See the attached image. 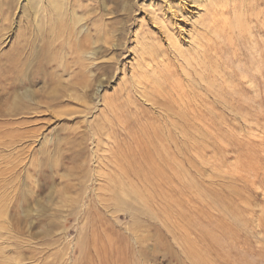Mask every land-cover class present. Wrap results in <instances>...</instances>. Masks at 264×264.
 <instances>
[{"label":"rangeland","instance_id":"rangeland-1","mask_svg":"<svg viewBox=\"0 0 264 264\" xmlns=\"http://www.w3.org/2000/svg\"><path fill=\"white\" fill-rule=\"evenodd\" d=\"M73 1L0 0V91L12 80L9 93L33 109H1L13 116H0V264H264V17L241 18L258 7L243 0L234 12L222 0L218 32H203L208 17L183 27L214 46L206 70L197 68L202 79L183 67L196 44L170 21L167 8L180 1L80 0L82 9ZM73 9L84 28L77 47L102 58L87 88L64 71L79 69ZM172 38L178 47L168 53ZM149 47L170 66L153 61L147 85L171 83V138L165 114L134 87ZM183 91L195 98L184 109ZM152 130L165 136L163 163L141 158Z\"/></svg>","mask_w":264,"mask_h":264},{"label":"bare ground","instance_id":"bare-ground-1","mask_svg":"<svg viewBox=\"0 0 264 264\" xmlns=\"http://www.w3.org/2000/svg\"><path fill=\"white\" fill-rule=\"evenodd\" d=\"M27 1V0H26ZM37 1V4H40L41 3V0H36ZM178 1H180V2H178L177 3V8L176 9H173V8H171V6H168V10L170 11V21H171V23L172 24H175V28H176V30H178V31H181L182 30V32H185V29H183V27L184 26H190V21H192V18L193 17H195L196 18V20H197V22H198V24L199 23H201L200 21L201 20H204L205 18H207L208 17V19H207V21H206V24L205 25H203L202 27L204 28V33L206 34L207 32H208V30L209 29H211L213 32H218L217 31V28L218 27H220L219 25H217V24H219V23H217L218 22V20H220V19H217V15L218 14H220V13H223L224 12V10H227V9H225L224 8V6H226L225 4H222L221 3V1L222 0H208V2H207V0H184V2L182 3L181 1H183V0H178ZM237 0H224V3H228V4H231V6H232V10L234 11V12H236L238 9H244L245 8V3L243 4V0H242V2H241V5H240V7L239 6H237V5H235L234 4V2H236ZM223 2V1H222ZM245 2H247L246 3V5H248L247 6V9H248V11H250V12H252L253 10L254 11H256V7H258V11L256 12V13H254V14H246V12L244 13V16H242L241 15V18H242V22H244V20H252L254 17H256L257 15H258V17L259 18H261V16H260V14H262V17H264V0H246ZM7 3V2H6ZM34 3H35V1H34ZM187 3H192V4H190V9H189V11H187L183 6H185V4H187ZM221 3V4H220ZM74 7L73 8H78V9H82V4H81V2H80V0H74L73 1V3H71ZM228 4H227V6H228ZM260 4H261V6H260ZM8 5V4H7ZM239 5V4H238ZM260 7V8H259ZM11 8V7H10ZM86 8V7H85ZM228 8V7H227ZM230 8V7H229ZM202 9H204V11L205 12H203V14H200V11L202 10ZM74 10V12H73V16L75 17V23H74V26H73V30H71V34L73 35L72 37H71V39H70V46L71 47H73V44H75V49H74V51L72 52V53H77V52H79V48L77 47V44H78V42H80V34L84 31L83 29V27H81V23H80V21H81V17H79V16H77L76 15V9H73ZM197 10V11H196ZM241 12V11H240ZM227 14H228V12H227ZM239 14V13H238ZM0 15H2V14H0ZM233 16H234V14H233ZM4 17V16H3ZM5 18V17H4ZM239 19L240 18H238V16L237 15H235V17H233V19H231V21L232 20H234V22L235 23H238L239 22ZM261 20V19H260ZM231 21H230V23H231ZM221 22V21H220ZM223 22V21H222ZM221 22V23H222ZM225 22V21H224ZM225 23H227V22H225ZM228 24H229V22H228ZM226 25L227 27L229 26V25ZM239 24H240V22H239ZM238 24V25H239ZM50 25V24H49ZM237 25V26H238ZM243 25V24H242ZM221 26H222V24H221ZM233 26V25H232ZM244 26V25H243ZM225 27V26H224ZM224 27L222 26L221 27V30H222V28H223V30H224ZM230 27V26H229ZM239 27H241L240 25H239ZM239 27H237V28H239ZM247 26H245V29H247L246 28ZM255 27V26H254ZM167 28H168V25H167ZM234 28H236V27H233V30H234ZM237 28H236V31H239V30H237ZM230 29V28H229ZM211 30H209L210 32H212ZM222 30V31H223ZM228 30V29H227ZM226 30V31H227ZM241 30V29H240ZM243 30V29H242ZM248 30H250V26H249V29ZM260 30V29H259ZM225 31V30H224ZM246 31V30H245ZM98 32V31H97ZM220 32V31H219ZM228 32H232L231 31V29H230V31L228 30ZM227 32V33H228ZM234 32V31H233ZM239 32H241V31H239ZM242 32H244V30L242 31ZM250 32V31H249ZM186 33V37H188L189 39L188 40H190L188 43L189 44H191V42L193 41L195 44H196V47H195V49H194V53H193V55L191 56V57H187V56H185V55H183V56H185L184 57V60H183V63L185 64V66H183V67H189V69H193L194 71H196V73L198 74V76H200L201 78H202V76H203V74H202V72H203V69L204 68H202L201 66L202 65H205V63L206 62H208L209 60H206V58L208 57L207 55H208V53H207V50H208V47L209 46H213V45H210L209 43H206V45H205V43H204V41H203V43H202V36H203V34L204 33H202L201 35V37L198 39V37L196 38V36L194 35V33L192 32V30H191V28L190 29H188L187 30V32H185ZM248 33V32H247ZM251 33V32H250ZM253 33V32H252ZM251 33V34H252ZM208 34V33H207ZM218 34V33H217ZM221 34V33H220ZM223 34V33H222ZM235 34V33H234ZM212 35V34H211ZM231 35V34H230ZM238 35V34H237ZM241 35H242V33H241ZM107 36V35H106ZM227 36V35H226ZM234 36V35H233ZM60 37V36H59ZM205 37H208V35L206 36L205 35ZM205 37L203 36V39H205ZM214 37H215V35H214ZM235 37H237V36H235ZM217 38V37H216ZM229 38H230V36H229ZM209 39H211L210 37H209ZM225 39H227V38H225ZM241 39V38H240ZM26 40V39H25ZM207 40H208V38H207ZM230 40V39H229ZM74 41V42H73ZM206 41V40H205ZM209 41V40H208ZM154 44H155V42H153ZM165 43H166V46H164L165 47V49H167L168 50V53H169V51L171 52V48H175V47H178V46H176V45H178V43H177V41H176V39L175 38H172V41L171 42H167V41H165ZM238 43V42H237ZM209 44V45H208ZM229 45V44H228ZM250 45V44H249ZM175 46V47H174ZM214 47V46H213ZM212 47V48H213ZM231 47V46H230ZM159 48H161V46L159 47ZM210 48V50H211V47H209ZM96 49V48H95ZM153 48L152 47H149V48H147V49H145L146 50V53H147V55H146V57L144 58L143 57V64L142 65H140V70H139V72L136 74V76H133V78L135 79V83H136V86H134V87H137L138 88V91H137V93L140 95L141 94V97L143 98L142 100L144 101V102H146V103H149V105H154L160 112L162 111L164 114H165V116H166V126H165V129H166V131H165V133H164V135H169L170 136V138H171V134H170V130H171V128H168V127H171V108L172 109H174V108H176V107H171V83H170V81H168V79L166 78L165 79V81L166 82H168L166 85H164V87H163V91H154L155 90V87L156 86H158V85H153L152 86V88H151V84L150 85H147V82H149L150 80H149V78H150V74H154V72H155V67L154 66H152V62L154 61V62H156V65H159V63H162L163 64V62L165 63V61L163 60V56H164V51L162 50L161 51V49H158V54L159 55H157V52H156V55L154 54V52H147V51H150V50H152ZM164 49V48H163ZM177 50H175V51H177L178 52V56L179 55H182V52H181V50L180 49H178V48H176ZM214 49H216V48H214ZM218 49V48H217ZM174 50V49H173ZM251 50V49H250ZM94 51V50H93ZM153 51V50H152ZM217 51V50H216ZM95 52V51H94ZM94 52H92V50L91 51H86V50H80V53H81V55L80 56H78V59L76 60V61H74V62H72V63H74L76 66H78V68H76V69H78V70H74V69H72V68H68V69H66V68H64V71H65V74L68 76V81H72V80H74V79H78L79 78V76L81 77H83V78H85V79H83L82 77V79H83V81L85 82V84H84V86L81 84V86H83V87H86V85L88 86V82L89 83H91V81H89L92 77L90 76L89 77V75H91L93 72H94V70L92 71L91 70V68L92 67H97V66H99V64L98 63H102V62H100V60L102 59V58H100L99 59V62H97V59H98V57L96 58V56H94ZM145 52V51H144ZM209 52V51H208ZM212 52L214 53V51L212 50ZM232 52V51H231ZM145 54V53H144ZM160 54H161V57H162V60H161V57H160ZM206 54V55H205ZM210 54V53H209ZM212 54V53H211ZM257 54V53H256ZM166 55V54H165ZM217 55V54H216ZM154 56L155 57H159V60H160V62L158 61V59L157 58H154ZM171 56V55H170ZM169 56V57H170ZM176 56V55H175ZM211 56V55H210ZM172 57V56H171ZM170 57V58H171ZM228 57V56H227ZM208 58H210V57H208ZM207 58V59H208ZM218 58V57H217ZM221 58V57H220ZM225 58V57H224ZM75 59V58H74ZM133 59H135V58H133ZM167 59V58H166ZM214 59V58H213ZM226 59V58H225ZM169 60V59H168ZM167 60V61H168ZM171 60V59H170ZM169 60V61H170ZM175 61H177V60H175ZM49 62V61H48ZM175 63V62H174ZM173 63V64H174ZM179 62H177V64H178ZM73 64V65H74ZM169 64H172V62L171 63H169ZM181 64V63H180ZM62 65H63V63H62ZM74 65V66H75ZM176 65V64H175ZM255 65V64H254ZM66 66V65H65ZM72 66V65H71ZM163 66L164 67H166V68H169L170 66L169 65H167L166 66V64H163ZM16 67V66H15ZM37 67V66H36ZM64 67V66H63ZM176 67V66H175ZM214 67V66H213ZM34 68V67H33ZM101 67L99 66L98 67V69H100ZM197 68H199V69H201L202 70V72L200 73V72H198V70H197ZM39 69V68H38ZM159 69V68H158ZM218 70H219V68H217ZM178 70H180V69H178ZM177 70V71H178ZM204 70H206V68L204 69ZM38 70H36V72H37ZM92 71V72H91ZM101 71V70H100ZM200 71V70H199ZM208 71V70H207ZM210 71V70H209ZM4 72V71H3ZM39 72V71H38ZM179 72V71H178ZM211 72H213V71H211ZM254 72V71H253ZM74 73V74H73ZM195 73V72H194ZM35 74V73H34ZM36 74H38V73H36ZM175 74V73H174ZM186 74V73H185ZM247 75V74H246ZM254 75V74H253ZM1 76H3L4 78H6V76H8L7 74H3V73H1ZM34 76V75H33ZM244 76V75H243ZM170 77L171 76H169V80H170ZM21 78V77H20ZM80 78V79H81ZM101 78V77H100ZM8 81L5 83V85H3V86H6V88H3V87H1L2 89H1V91H0V100H2L3 102H2V104H1V106H0V116L1 115H6L7 113H5V112H3L1 109H4L5 111H6V108H8V107H12L11 109H10V111H11V113L14 115V116H16V115H19L20 113H23V112H26V111H28V113H29V111H31V110H33L32 109V107L30 108L31 110H28V105L26 104V105H21V103H23L22 101H20V100H22V99H20V97H16V96H14V95H16L17 94V92H15V91H11L10 93H9V91L10 90H8V89H10L11 87H14L13 85V83H12V80H9L8 78H6ZM102 79V78H101ZM100 79V80H101ZM203 79V78H202ZM224 79V78H223ZM31 80H32V78H31ZM92 80V79H91ZM198 80H200L199 78H198ZM243 80V79H242ZM60 81V80H59ZM58 81V82H59ZM82 81V82H83ZM153 81H156V79L153 77ZM221 81V80H220ZM15 82V81H14ZM19 82V81H18ZM78 82H80V81H78ZM78 82H76L75 81V85H77L78 84ZM81 82V83H82ZM247 82V81H246ZM16 83V82H15ZM68 83V82H67ZM70 83V82H69ZM72 83V82H71ZM77 83V84H76ZM74 84V83H73ZM203 84H205V83H203ZM252 84V83H251ZM0 85H2L1 84V82H0ZM134 85V84H133ZM186 85V84H185ZM80 86V87H81ZM91 86V85H90ZM161 86V85H160ZM79 87V86H78ZM162 87V86H161ZM87 88V87H86ZM98 88H99V86H98ZM136 88V89H137ZM166 88V89H165ZM259 88V87H258ZM5 89L7 90V91H5ZM80 89H82V88H80ZM96 89H97V87H96ZM140 90V91H139ZM218 90V89H217ZM85 91V90H84ZM192 91V90H191ZM207 91V90H206ZM136 92V91H135ZM181 92V91H180ZM209 92V91H208ZM85 93V92H84ZM215 93V92H214ZM161 94H163V99H160L159 98V95H161ZM210 94V93H209ZM260 94V93H259ZM129 95V94H128ZM178 95H179V93H178ZM177 95V96H178ZM211 95V94H210ZM17 96H18V94H17ZM24 97L26 98V95H24ZM28 97V96H27ZM140 97V96H139ZM175 97H176V95H175ZM184 97H186V92H182L181 94H180V97H178L179 98V102H177L178 104H180V106L184 109V108H186L187 106H188V104H189V101H192V100H190V99H192L193 98V101L195 102V98H194V94H192V92H191V95H189V98H187V99H184ZM191 97V98H190ZM207 97V96H206ZM245 97V96H244ZM6 98V99H5ZM11 98H13L12 99V101L13 102H15V100L17 99V101H18V103L19 102H21V103H19V104H17V101H16V103H13L10 99ZM162 98V97H161ZM3 99H5V100H3ZM29 99V100H28ZM177 98H175V100H176ZM189 99V100H188ZM198 99V98H197ZM27 100L28 101H30V98H27ZM32 100V99H31ZM251 100V99H250ZM27 101V102H28ZM130 101V100H129ZM191 102V103H193V105H194V102ZM136 103V102H135ZM175 103V102H174ZM177 103H176V105H177ZM201 103V102H200ZM199 103V104H200ZM202 104H204V103H202ZM6 105V106H5ZM13 105V106H12ZM191 105V104H190ZM201 105V104H200ZM5 106V107H4ZM119 106V105H118ZM199 106V105H198ZM232 106V105H231ZM192 107V106H191ZM203 107H205V106H203ZM124 108H125V106H124ZM153 108V107H152ZM179 108V107H178ZM182 108H180L181 110H182ZM192 109V108H191ZM203 109V108H202ZM26 110V111H25ZM154 110V109H153ZM175 110V109H174ZM177 110V109H176ZM188 110V109H187ZM186 109H185V111H187ZM178 112H179V110H177ZM210 111V110H209ZM155 112V111H154ZM188 112V111H187ZM190 112V111H189ZM10 113V115H8V116H13L12 114ZM114 113V112H113ZM117 113H119V112H117ZM158 113V112H157ZM173 113H175V112H173ZM177 113V112H176ZM209 113V112H208ZM211 113V112H210ZM178 114V113H177ZM180 114V113H179ZM212 114V113H211ZM23 115H25V114H23ZM115 115H116V113H115ZM114 116V115H113ZM117 116H120V115H117ZM7 117V116H6ZM114 118H115V116H114ZM111 119V118H110ZM152 119V118H151ZM148 120V119H147ZM153 120V119H152ZM111 121H113V120H111ZM123 122V121H122ZM150 122V121H149ZM154 123H156L155 121H153ZM207 122V121H206ZM151 123H152V121H151ZM187 123V122H186ZM189 123V122H188ZM7 124V123H6ZM113 124H114V122H113ZM123 124V123H122ZM147 124V123H146ZM191 124V123H190ZM195 124V123H194ZM211 124V123H210ZM213 124V123H212ZM125 125H126V123H125ZM150 125V127H152L151 126V124H149ZM156 125H158V124H156ZM178 125H180V124H178ZM193 125V124H192ZM113 126V125H112ZM181 126V125H180ZM122 127L124 128V125H122ZM129 127V126H128ZM149 127V126H148ZM149 127V128H150ZM159 127V126H158ZM182 127V126H181ZM180 127V128H181ZM122 128V129H123ZM140 128V127H139ZM149 128H148V130H149ZM153 128H154V126H153ZM185 128V127H184ZM191 128V127H190ZM140 129H142V128H140ZM155 129V128H154ZM158 130H159V128H157ZM203 129V128H202ZM105 130V129H104ZM103 130V131H104ZM113 130V129H112ZM116 130V129H115ZM148 130H147V132H148ZM157 130V131H158ZM161 130V129H160ZM159 130V131H160ZM191 130V129H190ZM213 130V129H212ZM140 131V130H139ZM153 131V130H152ZM157 131H153V133L154 134H152L151 133V135L149 136L150 137V139H149V147H145V149H144V152H143V154H142V159H143V161H145V162H147L148 164H151V163H153L154 162V160L155 159H157V160H159L160 162H162L163 163V160L164 159H162V158H164V157H161V154H160V152H162V149H163V151H166L167 149L165 148V146L164 145H157V142H159L160 143V138L162 137L163 138V136L162 135H160L159 133H157ZM11 132V131H10ZM143 132V131H142ZM102 133V132H101ZM113 133V132H112ZM116 133V132H115ZM150 133V132H149ZM160 133H161V131H160ZM182 133V132H181ZM93 134V133H92ZM94 134H96L95 132H94ZM105 134V133H104ZM109 134H111V130H110V133ZM108 134V135H109ZM208 134V133H207ZM255 134V133H254ZM107 135V134H106ZM141 135V134H140ZM143 135H146V133L145 134H143ZM105 136V135H104ZM113 136V135H112ZM147 136V135H146ZM257 136V135H256ZM98 137V136H97ZM109 138H110V136H108ZM107 137V138H108ZM165 137V136H164ZM111 138H113V137H111ZM111 138H110V140H111ZM116 138V137H115ZM114 138V140H116ZM142 138V136H140V139ZM153 138V139H152ZM161 138V139H162ZM118 139V138H117ZM160 141H159V140ZM164 139V141H165V138H163ZM108 140V139H107ZM139 140V139H138ZM170 140V139H169ZM101 141V140H100ZM144 141V140H143ZM148 141V140H147ZM155 141V142H154ZM163 141V142H164ZM99 142V141H98ZM101 142H103V140L101 141ZM146 142V141H145ZM150 142H153L154 143V145L152 144V146L150 145ZM166 142V141H165ZM108 143V142H107ZM141 143V142H140ZM143 143V142H142ZM147 144V143H146ZM95 145V144H94ZM128 145V144H127ZM170 145V144H169ZM168 145V146H169ZM109 146V145H108ZM95 147V149H97L96 148V146H94ZM98 147V146H97ZM111 147V146H110ZM117 147V146H116ZM115 147V148H116ZM109 149H111V148H109ZM140 149H142V148H140ZM139 149V150H140ZM113 150V149H112ZM138 150V151H139ZM118 151V150H117ZM137 151V152H138ZM92 152H93V150H92ZM97 152V151H96ZM111 153H112V151H110ZM124 152V151H123ZM122 151H121V154L123 153ZM114 153V152H113ZM120 153V152H119ZM97 154V153H96ZM170 154V153H169ZM115 155H116V153H115ZM95 156V155H94ZM136 156V155H135ZM138 156V155H137ZM137 156H136V159H137ZM104 157V156H103ZM132 157V156H131ZM139 157V156H138ZM95 158V157H94ZM171 158V157H170ZM168 159V158H167ZM118 161V160H117ZM116 161V162H117ZM134 161H136V160H134ZM125 162V161H124ZM123 162V163H124ZM113 163V162H112ZM115 163V162H114ZM113 163V164H114ZM157 163V162H156ZM110 164H111V161H110ZM121 164V163H120ZM158 164V163H157ZM105 165V164H104ZM117 165V164H116ZM138 165V164H137ZM143 165V164H142ZM166 165H170V164H166ZM155 166H156V164H155ZM115 167V166H114ZM118 167H119V165H118ZM117 167V168H118ZM121 167V166H120ZM124 167V166H123ZM122 167V168H123ZM131 167V166H130ZM137 167V166H136ZM125 168V167H124ZM138 168L139 167H137L136 168V170L134 171L135 172V174H137L139 171H138ZM111 169V168H110ZM119 169H121V168H119ZM156 169V168H155ZM155 169H153V167L152 166H150V168H149V166H148V170L149 171H153L154 170V172H156V170ZM162 169V168H161ZM113 170V169H112ZM114 170H116V169H114ZM145 170V169H144ZM131 171V170H130ZM159 171H160V169H159ZM159 171H158V173H159ZM110 173H112V171H109ZM120 172V171H119ZM127 172V171H126ZM145 172V171H144ZM108 173V172H107ZM114 173V172H113ZM117 173V172H116ZM148 173H150V172H148ZM157 173V172H156ZM157 173V174H158ZM171 173V172H170ZM127 175H128V173H126ZM130 174H131V172H130ZM140 174H141V172H140ZM156 174V175H157ZM104 175V174H103ZM106 175V174H105ZM104 175V176H105ZM151 175V174H150ZM110 176V175H109ZM108 176V177H109ZM116 176V175H115ZM130 176V175H129ZM128 176V178H130ZM133 176V175H132ZM136 176V175H135ZM142 176H146V175H142ZM141 176V177H142ZM153 176V175H152ZM107 177V176H106ZM121 177V176H120ZM146 177H148V176H146ZM124 178H125V176H124ZM127 178V179H128ZM155 178V177H154ZM163 178V177H162ZM109 179V178H108ZM118 179H123V178H117V180ZM141 179H144V178H141ZM148 179V178H147ZM159 179V178H158ZM146 180V179H145ZM157 180V179H156ZM112 181V180H111ZM116 180H114V182H115ZM119 181V180H118ZM149 181H152V180H149ZM113 182V181H112ZM119 182H122V181H119ZM147 182V181H146ZM130 183V182H129ZM136 183V182H135ZM150 183V182H149ZM120 184H122V183H120ZM124 184V183H123ZM134 185V184H133ZM124 190V189H123ZM127 195V194H126Z\"/></svg>","mask_w":264,"mask_h":264}]
</instances>
